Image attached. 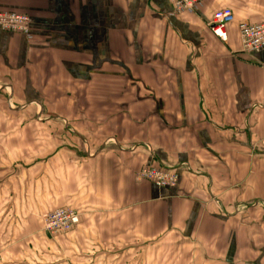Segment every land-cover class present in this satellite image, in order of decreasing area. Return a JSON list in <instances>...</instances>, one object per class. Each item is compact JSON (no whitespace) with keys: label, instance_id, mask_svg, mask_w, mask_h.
<instances>
[{"label":"crops","instance_id":"crops-1","mask_svg":"<svg viewBox=\"0 0 264 264\" xmlns=\"http://www.w3.org/2000/svg\"><path fill=\"white\" fill-rule=\"evenodd\" d=\"M0 12L30 17L26 34L0 28V264H264V49L237 30L264 23V0ZM145 164L176 187L135 181ZM59 208L79 222L50 240L40 217Z\"/></svg>","mask_w":264,"mask_h":264},{"label":"built area","instance_id":"built-area-1","mask_svg":"<svg viewBox=\"0 0 264 264\" xmlns=\"http://www.w3.org/2000/svg\"><path fill=\"white\" fill-rule=\"evenodd\" d=\"M173 12L177 15L192 10L204 0H168ZM233 16L229 8L215 11L211 20V31L218 38L225 40V26L231 23ZM30 26V17L21 13L0 12V28L4 31L26 34ZM241 50L245 53H255L264 49V23L248 24L240 23L237 26ZM264 69V67H263ZM136 181H150L157 188H175L178 182L177 175L170 169L143 166L134 176ZM78 214L67 209H55L44 218V230L46 233L63 234L78 224Z\"/></svg>","mask_w":264,"mask_h":264},{"label":"rangeland","instance_id":"rangeland-1","mask_svg":"<svg viewBox=\"0 0 264 264\" xmlns=\"http://www.w3.org/2000/svg\"><path fill=\"white\" fill-rule=\"evenodd\" d=\"M197 5H198V4H197ZM5 139H6V138H0V142L3 141V140H5ZM1 144H2V143H0V145H1ZM2 145H3V144H2ZM29 165H30V167H33V164H29ZM146 165H149V166H150L151 164H145L144 166H146ZM151 166H152V165H151ZM142 168H143V166L140 167V169H139L138 171H140ZM157 168H158V167H157ZM159 168H160V167H159ZM35 169L37 170V168H35ZM138 171H137V172H138ZM137 172H136V173H137ZM136 173H135V174H136ZM31 175H32L33 177H34V176H36V177L38 176L35 170H32V171H31ZM134 176H135V175H134ZM33 177H32V179H31V181L33 180ZM134 179H135V178H134ZM135 181H136V180H135ZM140 181H146V180H140ZM140 181H137V182H140ZM148 182H150V181H148ZM152 184H153V183H152ZM153 185H154V184H153ZM36 189H37V186H36ZM59 209H67V208H59ZM51 211H53V210H50V211L46 212L45 214L42 215V217H40L41 224H42V233H43V234L45 233V234L48 236V238H49L50 240H57L58 236H63L64 234H67V233L70 234L69 232L72 231L73 228H72V229H69L67 232H65V233H63V234L58 233V234H52V235H50V234H48V233L45 232V230H44V218H45V216H46L49 212H51ZM78 218H79V216H78ZM78 222H79V220H78ZM74 227H75V226H74ZM45 234H44V235H45ZM68 234H67V235H68Z\"/></svg>","mask_w":264,"mask_h":264}]
</instances>
